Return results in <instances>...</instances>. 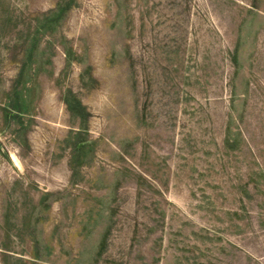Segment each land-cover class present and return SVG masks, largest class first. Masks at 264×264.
<instances>
[{
  "label": "rangeland",
  "instance_id": "obj_1",
  "mask_svg": "<svg viewBox=\"0 0 264 264\" xmlns=\"http://www.w3.org/2000/svg\"><path fill=\"white\" fill-rule=\"evenodd\" d=\"M0 264H264V0H0Z\"/></svg>",
  "mask_w": 264,
  "mask_h": 264
},
{
  "label": "trees",
  "instance_id": "obj_2",
  "mask_svg": "<svg viewBox=\"0 0 264 264\" xmlns=\"http://www.w3.org/2000/svg\"><path fill=\"white\" fill-rule=\"evenodd\" d=\"M68 105L69 110L74 114L80 116L83 122H86L90 116V113H87L85 106L80 100L73 101L69 98L65 100Z\"/></svg>",
  "mask_w": 264,
  "mask_h": 264
}]
</instances>
